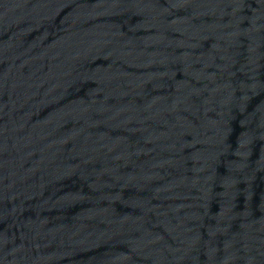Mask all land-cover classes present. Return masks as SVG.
<instances>
[{
  "label": "water",
  "instance_id": "95a60500",
  "mask_svg": "<svg viewBox=\"0 0 264 264\" xmlns=\"http://www.w3.org/2000/svg\"><path fill=\"white\" fill-rule=\"evenodd\" d=\"M0 264H264V0H0Z\"/></svg>",
  "mask_w": 264,
  "mask_h": 264
}]
</instances>
